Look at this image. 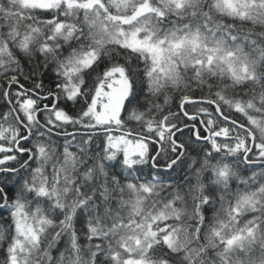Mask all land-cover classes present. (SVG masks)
<instances>
[{
  "label": "snow or ice",
  "instance_id": "obj_1",
  "mask_svg": "<svg viewBox=\"0 0 264 264\" xmlns=\"http://www.w3.org/2000/svg\"><path fill=\"white\" fill-rule=\"evenodd\" d=\"M0 264H264V0H0Z\"/></svg>",
  "mask_w": 264,
  "mask_h": 264
}]
</instances>
